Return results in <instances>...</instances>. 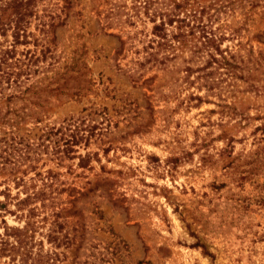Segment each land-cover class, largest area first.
I'll list each match as a JSON object with an SVG mask.
<instances>
[{
	"label": "rangeland",
	"instance_id": "obj_1",
	"mask_svg": "<svg viewBox=\"0 0 264 264\" xmlns=\"http://www.w3.org/2000/svg\"><path fill=\"white\" fill-rule=\"evenodd\" d=\"M175 2L168 48L156 0L32 1L22 88L55 90L1 155L0 264H264V0Z\"/></svg>",
	"mask_w": 264,
	"mask_h": 264
},
{
	"label": "trees",
	"instance_id": "obj_2",
	"mask_svg": "<svg viewBox=\"0 0 264 264\" xmlns=\"http://www.w3.org/2000/svg\"><path fill=\"white\" fill-rule=\"evenodd\" d=\"M32 1L33 0H0V166L10 164L8 159V148L21 144L20 141L15 140V131L26 126L27 124L36 125L41 122L38 112L29 105L43 108L46 99L55 89L48 88L44 83L46 79L40 78L34 84L26 85L23 87L24 80H27L28 69H23L24 61L20 60L17 55V47L27 44L28 34L26 33L27 18L32 14ZM186 3L175 2V0H156V6L151 12L152 35L163 40L160 46L170 48V44L165 40L164 26H171L176 20L180 9H184ZM219 5L214 3L207 6V10L217 11ZM211 15H209L210 17ZM178 19V18H177ZM158 20L157 23L155 21ZM199 27L200 34L194 40L193 48L196 52H203L209 57L211 62H219L211 51L219 55L221 64L229 65L224 57L220 55L218 50L220 44V37H216L210 33V28L205 24L196 25ZM191 29V28H190ZM192 30V29H191ZM191 35V34H190ZM178 37L180 45L186 44L184 34L178 33L171 35V39ZM10 38V40L8 39ZM193 38V37H192ZM27 53V52H25ZM22 55V54H20ZM56 75V74H55ZM45 84V85H44ZM23 100L24 105L19 108H13L14 100ZM195 99H201L195 97ZM68 138L73 139V136ZM64 143H67L65 141ZM14 150V149H12ZM18 151V149L14 150ZM7 155L8 158L1 155ZM12 166L15 164L12 163Z\"/></svg>",
	"mask_w": 264,
	"mask_h": 264
}]
</instances>
